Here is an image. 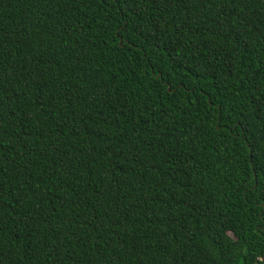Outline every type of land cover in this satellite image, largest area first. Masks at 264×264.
<instances>
[{
  "label": "trees",
  "instance_id": "obj_1",
  "mask_svg": "<svg viewBox=\"0 0 264 264\" xmlns=\"http://www.w3.org/2000/svg\"><path fill=\"white\" fill-rule=\"evenodd\" d=\"M0 264H264V0H0Z\"/></svg>",
  "mask_w": 264,
  "mask_h": 264
}]
</instances>
